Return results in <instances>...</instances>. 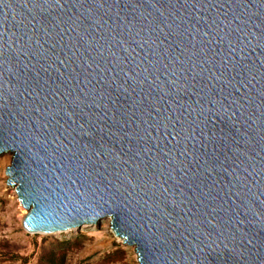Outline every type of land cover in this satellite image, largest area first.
I'll return each mask as SVG.
<instances>
[{"label": "water", "instance_id": "95a60500", "mask_svg": "<svg viewBox=\"0 0 264 264\" xmlns=\"http://www.w3.org/2000/svg\"><path fill=\"white\" fill-rule=\"evenodd\" d=\"M1 153L29 233L264 264V0H0Z\"/></svg>", "mask_w": 264, "mask_h": 264}, {"label": "rangeland", "instance_id": "374dc122", "mask_svg": "<svg viewBox=\"0 0 264 264\" xmlns=\"http://www.w3.org/2000/svg\"><path fill=\"white\" fill-rule=\"evenodd\" d=\"M10 156L0 154V264H137L133 246L116 239L107 218L76 231H25L21 222L26 210L5 174Z\"/></svg>", "mask_w": 264, "mask_h": 264}, {"label": "bare ground", "instance_id": "6f19581e", "mask_svg": "<svg viewBox=\"0 0 264 264\" xmlns=\"http://www.w3.org/2000/svg\"><path fill=\"white\" fill-rule=\"evenodd\" d=\"M11 189L13 190L12 191V194L16 197V193H15V190H14V188L13 187H11ZM21 205V204H20ZM21 207L23 208V209H25L22 205H21ZM24 217V216H23ZM107 222H108V224H110V222H109V218H107ZM85 226H87V225H83L82 227H85ZM66 231H75V229H71V230H66ZM116 237V236H115ZM116 239L118 240V241H120V242H122V243H124L123 241H122V239H120V238H118V237H116ZM125 244V243H124ZM134 248V247H133ZM136 254V253H135ZM137 258V257H136ZM137 261V260H136Z\"/></svg>", "mask_w": 264, "mask_h": 264}]
</instances>
